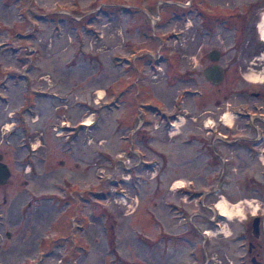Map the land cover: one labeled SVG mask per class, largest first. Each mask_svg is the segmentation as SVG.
I'll return each mask as SVG.
<instances>
[{"label":"rangeland","instance_id":"rangeland-1","mask_svg":"<svg viewBox=\"0 0 264 264\" xmlns=\"http://www.w3.org/2000/svg\"><path fill=\"white\" fill-rule=\"evenodd\" d=\"M260 1L0 0V264H252L243 220L264 140L253 159L233 138L264 119L232 94L264 85L246 55L263 43ZM172 9L182 21H167ZM203 11L220 27L197 45L186 27ZM237 43V72L211 84L204 54L230 64ZM221 197L241 219H216Z\"/></svg>","mask_w":264,"mask_h":264},{"label":"flooded vegetation","instance_id":"flooded-vegetation-1","mask_svg":"<svg viewBox=\"0 0 264 264\" xmlns=\"http://www.w3.org/2000/svg\"><path fill=\"white\" fill-rule=\"evenodd\" d=\"M170 1H172L171 4H174L175 6H178L180 8L186 7V6H183L179 2V0H176V1L170 0ZM167 2H169V0H165L164 4L166 5ZM260 3H264V0H261ZM187 6H189V5H187ZM256 7H258V5ZM201 15H203L204 18L206 16V17H208L209 20L213 21L211 26H208L209 27L208 32H206L207 28H206V26H204V23H205L204 18H203L202 22L200 23L199 28H195L192 24H190L189 27H186L187 30L194 33V37L192 38V40L193 41L196 40L197 45L206 44V35L209 36L211 34H214V37H215L216 36L215 33H217V30L220 27V18H221L220 14L206 15V13L204 14V11H203V14H201ZM229 15L231 16V14H229ZM167 21L168 22H179L182 20H181V18H178L177 12L174 9H172L170 14L167 16ZM183 22L186 23V21H183ZM174 30L175 29L173 28L172 31L170 32L169 38H173V37L180 38L181 34H179L178 32L183 31V29L179 28V29H177L176 32ZM256 34H257V30H256ZM258 38L259 37H257V41H258ZM253 40H255V38H253ZM262 42L263 43H260L258 41V42L254 43L253 41H249L250 46L248 48V52L246 53V55L248 57V60H247L248 65L252 66V67L247 66V68H250L254 72L255 71L256 72L262 71L264 73V61L262 63L255 62V60L259 59V57L256 55L261 53L260 50H262V52L264 51V41H262ZM243 44L244 43H242V44L237 43L235 45V48L233 47V49L236 50V54L234 56L233 62H231L230 64L225 63V62L223 63V65L219 64L218 60L220 58V54L218 53V57L216 60L217 62H211V60H209L210 63L206 67L211 66L213 64L219 65L221 67V69L223 70L222 79H221V81H223L224 76H225V71L229 70V68H230L229 66H231L232 64H234V70H235V72H237V69H238L237 61L239 60V54H240V51L242 49ZM178 45H182V42H179ZM209 53H210V51L208 53L204 54L205 56H207L208 59H209V57H208ZM206 67H204V69ZM203 70H202V74H203ZM193 73H195V71H193ZM221 81L219 83H221ZM233 92H235L232 94L233 97H236L238 95H242V96L244 95L248 99L246 101V103H243L242 101L239 103L248 112L247 113L248 116L249 115L254 116L256 114V111H258V114L260 116H262V118L264 119V85L254 86V85H251V83H249V84L247 83L245 88L238 89V91H233ZM227 96H228L227 93L224 94L225 100L227 99ZM238 109H240V108L238 107ZM235 114H236V116H241V111H239V112L235 111ZM78 127L81 128L83 126L81 125ZM78 127H76V129H78ZM246 127L247 128H244V129L249 134L251 133L250 130L252 129L255 132V136L252 135L253 137L251 139H248L246 137L241 138V137L236 136L235 139L233 138V141H237V140L239 141L242 139H243L242 141H244V140H247L249 142L251 141L250 142V147L252 148L251 149V151H252L251 156L253 159L254 158L257 159V158H259L260 154L257 151H255V146H257L256 148H259L258 145H256V144H258V142L262 143V141L264 140V127L260 128V127H258V125L256 126L255 124H250V125H247ZM247 132H246V134H247ZM239 136H243V135H239ZM259 136H260V138H257ZM260 170H261L260 174H261L262 179L261 180L257 179L256 184L255 183L252 184L253 190L251 192V193L256 195V198L253 200L256 201L258 199L259 204L257 205L256 211L255 212L248 211V215H245V218L243 220V223L245 226L243 232H244V237L246 240L247 252L249 253L250 261L252 264H261L260 261H257L256 259H257V257L260 256V253L264 249V163H261ZM89 190L88 189L85 190V193L88 194ZM213 192L214 191H212V193ZM80 196H82V194H80ZM85 201L87 204V199ZM211 205H212V203H210L207 206H209V208H212ZM220 216L221 215L219 213H217V217L216 216L215 217H216V219H220L221 218ZM215 225H216V223H215ZM203 233H205V232L203 231ZM5 235L7 237H9L8 233H6Z\"/></svg>","mask_w":264,"mask_h":264},{"label":"bare ground","instance_id":"bare-ground-1","mask_svg":"<svg viewBox=\"0 0 264 264\" xmlns=\"http://www.w3.org/2000/svg\"><path fill=\"white\" fill-rule=\"evenodd\" d=\"M258 32H259V39L264 41V12L262 13V22L261 24L258 25ZM242 73L246 79L250 81L255 80V77L253 76V74L247 71H243ZM232 117L233 116L231 114L224 112L221 116V119L224 124L230 126L229 123ZM86 120L89 121L90 119H86ZM178 185L180 184H177L174 187L176 188ZM215 207L217 211L219 212V214L228 220H232V218H237V219L242 218V211H241V208L238 202L229 204V202L225 198L221 197L218 200H216ZM220 232H223V231L220 230Z\"/></svg>","mask_w":264,"mask_h":264},{"label":"water","instance_id":"water-1","mask_svg":"<svg viewBox=\"0 0 264 264\" xmlns=\"http://www.w3.org/2000/svg\"><path fill=\"white\" fill-rule=\"evenodd\" d=\"M209 59L212 62H216L218 52L216 50L210 51L208 54ZM223 70L219 65H211L203 70L204 77L213 85H217L222 79ZM10 171L7 165L1 161L0 157V185L6 184L9 178Z\"/></svg>","mask_w":264,"mask_h":264}]
</instances>
